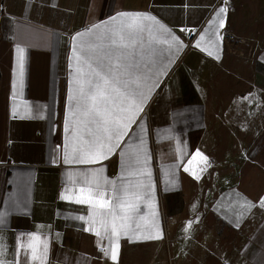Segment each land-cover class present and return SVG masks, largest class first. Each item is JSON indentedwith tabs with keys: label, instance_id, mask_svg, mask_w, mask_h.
Wrapping results in <instances>:
<instances>
[{
	"label": "crops",
	"instance_id": "0c3cea01",
	"mask_svg": "<svg viewBox=\"0 0 264 264\" xmlns=\"http://www.w3.org/2000/svg\"><path fill=\"white\" fill-rule=\"evenodd\" d=\"M218 1L0 0L4 264H264V29L246 14L242 26L231 23L232 1L222 16ZM120 13L153 18L141 21L142 33L126 36L127 48L108 39L129 22ZM172 37L171 47L159 42ZM84 43L103 45L105 65L119 57L130 74L123 78L139 76V88H130L147 100L112 151L105 150L107 158L65 163L76 146L73 49ZM94 175L111 182L102 189L110 208L75 203ZM118 199L136 210L119 207ZM33 235L47 243L46 259L34 261L21 247ZM117 242L113 261L102 249Z\"/></svg>",
	"mask_w": 264,
	"mask_h": 264
},
{
	"label": "snow or ice",
	"instance_id": "6c2138e0",
	"mask_svg": "<svg viewBox=\"0 0 264 264\" xmlns=\"http://www.w3.org/2000/svg\"><path fill=\"white\" fill-rule=\"evenodd\" d=\"M226 11L227 9L221 8L218 15L222 16ZM119 16L128 17L129 22L126 24L120 23L114 27L108 34V39L112 44L120 43L125 48L129 47L128 43H124L126 36L132 33H142L145 30V26L141 21L143 19H153L145 14L120 13ZM115 19L114 17L113 20ZM223 23V19H220L221 27H223ZM93 27L99 28L100 26L94 25ZM148 30L151 33V29ZM89 31L91 32V30ZM78 35L83 37L86 33ZM103 38L101 37V40ZM176 40V37H172L171 40L164 39L159 42L168 44L171 47L173 41ZM102 48L103 45L101 43H84L80 46L79 52L75 47L73 49L77 73L75 82L78 87L76 95L70 97V99L76 101L75 111L72 113L76 119L71 121L77 125L72 133L76 146L72 150L73 159L70 160L68 154H65V163H94L100 159L107 158V152H111L113 149L111 142L114 139L118 140L126 133L128 125L133 122V117L143 110V103L147 100V96L143 92L130 88V85H136V88H139L140 77L124 79L125 75L130 74L127 73L126 67L119 62V57H107L108 63L105 65L104 61L100 60ZM17 53L19 75L22 77L24 49L18 46ZM93 57H96L99 61L95 66L90 63ZM85 68L87 69L86 72ZM80 116L85 117V119L81 120ZM89 124H95V129L89 127ZM81 125L83 128L80 127ZM81 131H86L91 140H85L83 135H81ZM196 155L201 156L199 152ZM201 159L207 163V157L201 156ZM185 171H188V169L186 168ZM107 183L111 182H101L95 175L90 180L86 179L84 181L85 187H82L80 194L75 197V203L88 204L93 208H110L111 200L104 199L105 193L102 190L103 185ZM61 198L72 199L71 196L67 195H62ZM261 203L264 204V198H262ZM118 206L127 208L130 211L136 210L135 205L127 199H118ZM111 211L110 209V213ZM120 227L123 228L125 226L121 224ZM105 232L107 233V229H105ZM96 235L100 236L101 233L96 232ZM111 235L117 237L118 240L120 232L115 223L112 225ZM109 238L111 239V236ZM144 238L153 239L159 237L148 236ZM21 247L31 250V259L34 261L41 260L42 257L46 259L47 243L42 242L38 235L30 236L29 242L21 245ZM118 249L119 245L117 242L112 247L102 249V251L106 255H110L113 261H116ZM0 264H4V261L0 260Z\"/></svg>",
	"mask_w": 264,
	"mask_h": 264
},
{
	"label": "rangeland",
	"instance_id": "374dc122",
	"mask_svg": "<svg viewBox=\"0 0 264 264\" xmlns=\"http://www.w3.org/2000/svg\"><path fill=\"white\" fill-rule=\"evenodd\" d=\"M232 1V5H233V9L235 10V14H236V18H232L231 19V23H237L239 25L242 26L243 22H244V14H246L248 20L254 19L255 17V22H252V25H254V27H256L257 30L260 29H264V21L262 22V20L260 19L262 16H264V0H231ZM229 0H219L217 2L218 4H222L224 6V8H229ZM231 5V3H230ZM256 14V16H255ZM246 19V18H245ZM264 19V17H263ZM209 21V23H211L213 21L212 19V14L210 15L209 19L207 20ZM251 22L247 23L250 24ZM261 24V27H258V25ZM237 34V36H242L243 32L242 31H236L235 33ZM251 35L254 36L255 32H251ZM259 36L264 37V32H259ZM168 77L163 81V83L158 87L157 89V95H156V101H155V105L158 104L160 102V100H162V97L164 96V92H165V85L168 81ZM209 117V115H208ZM238 118V117H236ZM167 260V259H166ZM168 262V260H167ZM175 264H179V262L177 261Z\"/></svg>",
	"mask_w": 264,
	"mask_h": 264
},
{
	"label": "built area",
	"instance_id": "2783aa9c",
	"mask_svg": "<svg viewBox=\"0 0 264 264\" xmlns=\"http://www.w3.org/2000/svg\"><path fill=\"white\" fill-rule=\"evenodd\" d=\"M189 36H190V35H189ZM208 160H209V163L213 161L212 159H208Z\"/></svg>",
	"mask_w": 264,
	"mask_h": 264
}]
</instances>
